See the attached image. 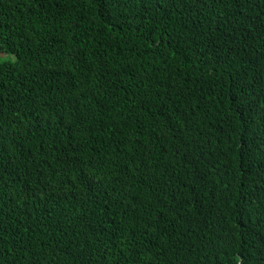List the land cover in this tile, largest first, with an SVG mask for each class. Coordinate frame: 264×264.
<instances>
[{
	"label": "trees",
	"instance_id": "1",
	"mask_svg": "<svg viewBox=\"0 0 264 264\" xmlns=\"http://www.w3.org/2000/svg\"><path fill=\"white\" fill-rule=\"evenodd\" d=\"M0 264H264V0H0Z\"/></svg>",
	"mask_w": 264,
	"mask_h": 264
}]
</instances>
